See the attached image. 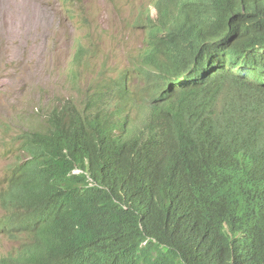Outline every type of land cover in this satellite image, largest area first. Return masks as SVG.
Instances as JSON below:
<instances>
[{"label": "trees", "instance_id": "16d2710c", "mask_svg": "<svg viewBox=\"0 0 264 264\" xmlns=\"http://www.w3.org/2000/svg\"><path fill=\"white\" fill-rule=\"evenodd\" d=\"M213 3L216 12L231 4L233 27L244 22L252 38L263 37L264 0ZM193 6L182 5L198 22ZM227 16L218 14L213 34L199 26L189 33L197 43L212 35L232 39ZM163 48L175 49L161 39L148 62L157 65ZM203 59L201 51L196 67ZM201 88L196 81L159 98L153 129L166 136L56 110L21 133L0 180V235L19 242L14 264H264L258 133L232 111L215 114ZM254 95L264 98V90Z\"/></svg>", "mask_w": 264, "mask_h": 264}, {"label": "clouds", "instance_id": "9594fccd", "mask_svg": "<svg viewBox=\"0 0 264 264\" xmlns=\"http://www.w3.org/2000/svg\"><path fill=\"white\" fill-rule=\"evenodd\" d=\"M185 2L154 0L152 5L157 18H152L151 13L145 16L147 34L144 48L134 59L132 69L119 71L113 79L93 82L92 91L86 92L81 100L64 99L56 105L51 104L39 116L37 124L42 122V118L45 121L52 110H56L60 115H75L86 122L99 120L136 135L154 131L166 136L163 130L153 129L159 120L158 116H152L161 104L159 98L164 94H175L185 85L197 81L213 112L226 115L232 111L242 123L254 126L258 133L257 144L264 150V98L254 95V90H264V31L263 37L252 38L243 28L246 25L244 22L235 29L233 24L237 17L233 14L231 4L221 3L216 12L213 0H193V7L198 14L196 22L194 15L182 7ZM239 10L245 14L244 7L241 6ZM223 12L229 13L225 22L229 25L232 23V31L237 33L235 37L226 41L213 35L204 36L198 44L197 35L189 33L191 27L199 26L206 34H213L210 33L213 23L221 20L218 14ZM166 38H169L175 49H161L156 56L158 64L149 63L148 60L155 56L153 46ZM178 51L190 53L184 57ZM201 51H204L203 63L196 67L197 56ZM92 57L89 47L79 44L72 58L74 68L83 66ZM215 60L223 61L222 66L215 64L213 68ZM195 68L198 70L194 71ZM75 72V69H71V73ZM130 76L138 80L139 84L133 85L129 81ZM73 77L78 78L77 74ZM0 239L14 243L9 252L0 256V264H14L16 253L20 250L19 242L4 235H0Z\"/></svg>", "mask_w": 264, "mask_h": 264}, {"label": "rangeland", "instance_id": "374dc122", "mask_svg": "<svg viewBox=\"0 0 264 264\" xmlns=\"http://www.w3.org/2000/svg\"><path fill=\"white\" fill-rule=\"evenodd\" d=\"M153 1L0 0V180L14 162L12 143L37 127L46 107L81 100L93 82L132 69L144 48L145 16L157 18ZM79 44L93 57L74 68ZM13 245L0 239V256Z\"/></svg>", "mask_w": 264, "mask_h": 264}, {"label": "bare ground", "instance_id": "6f19581e", "mask_svg": "<svg viewBox=\"0 0 264 264\" xmlns=\"http://www.w3.org/2000/svg\"><path fill=\"white\" fill-rule=\"evenodd\" d=\"M28 18V16H27ZM4 24L2 22H0V27L3 26ZM6 27V26H5ZM20 32H23V27L21 28V31ZM33 40V38H31Z\"/></svg>", "mask_w": 264, "mask_h": 264}]
</instances>
